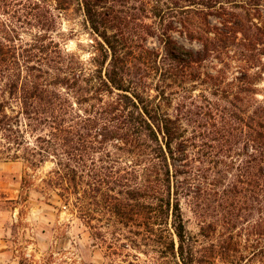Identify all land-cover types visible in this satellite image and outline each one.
<instances>
[{
    "label": "trees",
    "instance_id": "trees-1",
    "mask_svg": "<svg viewBox=\"0 0 264 264\" xmlns=\"http://www.w3.org/2000/svg\"><path fill=\"white\" fill-rule=\"evenodd\" d=\"M51 1L58 11L79 8L101 39L93 68L64 67L59 53L52 55L47 0H0L4 159L35 168L52 162L44 184L64 205L89 220L104 217L109 226L136 223L159 255L176 264H264V89L258 88L264 0ZM20 24L37 31L29 53L38 64L43 56L45 71L16 62L20 44L13 34ZM134 29L144 36L124 37ZM173 32L198 49L186 48ZM147 38H160L166 80L231 47L236 77L223 85L221 76L205 72L210 93L178 100L171 111L163 91L152 97L142 89L145 77L133 74L125 54ZM112 143L132 158L129 166L120 169L110 153L102 154ZM181 198L190 199L199 220L195 236L186 228Z\"/></svg>",
    "mask_w": 264,
    "mask_h": 264
},
{
    "label": "rangeland",
    "instance_id": "rangeland-1",
    "mask_svg": "<svg viewBox=\"0 0 264 264\" xmlns=\"http://www.w3.org/2000/svg\"><path fill=\"white\" fill-rule=\"evenodd\" d=\"M47 1L54 16V24L46 33V43L52 41L50 45L55 51L52 55L57 57L59 53L64 67L80 65L93 68L92 59L96 56L97 41L101 39L92 32L79 8L73 6L58 11L51 0ZM21 21H25L24 17ZM210 21L220 26L215 18H210ZM229 28L230 24H227L224 31L228 32ZM109 34L114 33L110 31ZM13 35L17 45L20 44L15 54L16 62L19 60L26 66L41 65L45 71L43 56H39L41 64H38L29 53L37 31L20 24ZM133 35L144 36L139 29H134L124 37L134 39ZM229 35L233 36L231 32ZM115 36L120 38V35ZM172 36L186 48L198 49L197 44L188 43L184 36L174 32ZM159 39L142 40L138 47L126 49L125 54L134 65L133 74L145 77L142 89L152 97L163 91L171 101V111L178 100L189 102L190 98L210 93V85L203 81L205 72L221 76L223 85L234 81L236 47L209 59L195 71L186 69L166 80L167 75L162 76L159 70L164 57ZM261 64L264 67V56ZM190 71L197 78L190 80L187 74ZM258 88L264 89V80ZM25 140L32 142L29 135ZM115 145L118 146L116 143L105 146L101 149L102 154L110 153L109 159H117L119 168L123 169L130 165L128 161L132 158ZM98 157L107 159L100 154ZM53 169L54 164L50 161L35 168L23 159H4L0 154V264H176L175 259L159 255L156 244L144 237L142 228L136 223L122 222L109 226L104 217L95 215L89 220L83 212L64 205L56 192L44 184ZM180 207L188 232L192 236L197 235L199 220L193 213L190 199L181 198ZM90 208L95 209V206Z\"/></svg>",
    "mask_w": 264,
    "mask_h": 264
}]
</instances>
